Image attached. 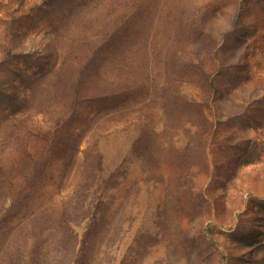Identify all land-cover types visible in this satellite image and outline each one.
<instances>
[{
	"label": "rangeland",
	"instance_id": "374dc122",
	"mask_svg": "<svg viewBox=\"0 0 264 264\" xmlns=\"http://www.w3.org/2000/svg\"><path fill=\"white\" fill-rule=\"evenodd\" d=\"M0 264H264V0H0Z\"/></svg>",
	"mask_w": 264,
	"mask_h": 264
},
{
	"label": "trees",
	"instance_id": "16d2710c",
	"mask_svg": "<svg viewBox=\"0 0 264 264\" xmlns=\"http://www.w3.org/2000/svg\"><path fill=\"white\" fill-rule=\"evenodd\" d=\"M102 101V100H101Z\"/></svg>",
	"mask_w": 264,
	"mask_h": 264
}]
</instances>
